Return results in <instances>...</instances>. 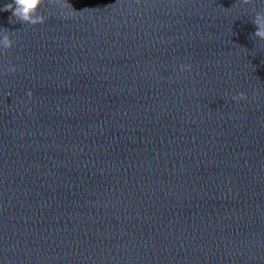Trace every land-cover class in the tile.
I'll return each instance as SVG.
<instances>
[{"label":"clouds","instance_id":"obj_1","mask_svg":"<svg viewBox=\"0 0 264 264\" xmlns=\"http://www.w3.org/2000/svg\"><path fill=\"white\" fill-rule=\"evenodd\" d=\"M46 0H12L11 3H7L4 5L0 11L10 12L11 16L9 17V22H20L23 25L36 26L39 24H43L45 22V17L40 14V8L44 5ZM48 3H52L61 9H71L69 15H74L76 11L73 10L72 6L67 2V0H47ZM245 3H248L249 0H244ZM252 23L257 27V31L253 33V35L261 40H264V14H257L253 19ZM9 30L6 29L3 34L2 39H0V49L5 50L3 53H7L14 45V40L10 38ZM192 66L190 64H181L179 66L180 72H190ZM18 69L16 66H9L7 69V73H14ZM27 96L29 99L32 98L33 93L31 91L27 92ZM232 100L240 103L241 101H246L248 99L247 95L243 92L238 93L237 95H233L231 97ZM31 109H29V113Z\"/></svg>","mask_w":264,"mask_h":264}]
</instances>
